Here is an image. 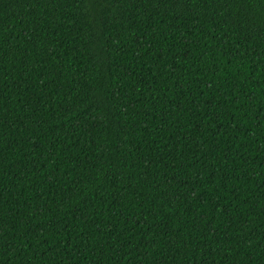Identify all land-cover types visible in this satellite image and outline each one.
I'll return each mask as SVG.
<instances>
[{"label":"trees","instance_id":"16d2710c","mask_svg":"<svg viewBox=\"0 0 264 264\" xmlns=\"http://www.w3.org/2000/svg\"><path fill=\"white\" fill-rule=\"evenodd\" d=\"M0 264H264V0H0Z\"/></svg>","mask_w":264,"mask_h":264}]
</instances>
